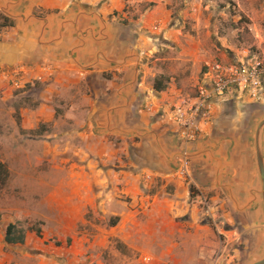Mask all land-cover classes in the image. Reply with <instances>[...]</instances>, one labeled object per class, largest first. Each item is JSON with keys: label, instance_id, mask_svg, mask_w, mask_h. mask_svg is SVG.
<instances>
[{"label": "crops", "instance_id": "0c3cea01", "mask_svg": "<svg viewBox=\"0 0 264 264\" xmlns=\"http://www.w3.org/2000/svg\"><path fill=\"white\" fill-rule=\"evenodd\" d=\"M137 1L0 0L10 21L0 30V65L29 68L19 82L0 79V98L8 100L0 104L20 113L19 123H9L13 131L0 116L1 143L15 137L21 147L42 146L52 174L64 176L38 207L9 202L0 190V264H147L148 253L158 256L148 264H162L189 247L200 252L220 223L222 252L238 242L241 253L254 248L246 264L264 258L251 128L252 115L254 123L264 119V104L232 91L214 100V119L200 138L183 142L160 111L190 103L211 60L192 40L175 55V36L186 34L172 24L170 0H153V10L135 20ZM233 1L245 12L242 0ZM261 149L264 158V127ZM184 156L190 182L174 177ZM18 213L43 223L23 225L24 242L7 243Z\"/></svg>", "mask_w": 264, "mask_h": 264}, {"label": "rangeland", "instance_id": "374dc122", "mask_svg": "<svg viewBox=\"0 0 264 264\" xmlns=\"http://www.w3.org/2000/svg\"><path fill=\"white\" fill-rule=\"evenodd\" d=\"M152 1L139 0L136 2L134 5L137 10L134 16L135 20L140 19L143 14L147 15L148 8L153 10V6L156 3ZM241 4L245 12L240 11L233 0H170L168 9L171 12L172 24L183 29L182 32L186 34L177 33L175 36L176 41L172 45L173 48H177L173 49L178 52L175 55L179 57L178 54L180 52L190 47V41L192 40L196 44L199 43L197 45L202 47L203 54L209 55L207 60H218L224 64L239 56L248 55L264 58L262 53L264 49V0H242ZM2 15L0 12V25L3 23ZM253 23L257 27H253ZM259 40L262 41L260 47ZM178 48L181 49L179 50ZM168 50H171V48ZM205 66L203 65L204 70L202 73L207 71ZM230 92L232 91H229L228 94ZM1 101L8 103V100L1 99ZM18 104H24V101ZM6 105L0 104V116H3V121L7 122L8 128L13 131L14 128H11L9 123L14 121L19 123L20 113H10L9 106L7 105V107ZM258 105L254 104L255 107ZM256 125L257 122L251 121V128L253 127L254 129ZM5 127L6 124L0 123V132H7ZM3 140L4 144L2 145L0 137V163H3L9 172L5 185L1 186L0 190L6 188L9 202L18 200L22 201L26 206L38 207V202L40 203L43 195H46L48 187H60L64 176L52 174L53 161L43 158L46 151L42 146H36V148L21 147L15 137H6ZM68 165L69 163L65 165L64 162L62 164V166ZM58 179L59 181L57 182L56 180ZM54 181H56V184H54ZM200 199V203H204ZM29 212L30 209L25 213ZM25 213H18L20 220L16 224L20 229H24L23 225H27L30 222L36 221L34 222V227H39L43 223L39 216L33 213L28 215ZM214 231L211 230L212 233L210 235L206 234L204 237L205 241H202L200 252L195 253L189 247L188 252L185 251V254L173 257L176 261L175 259L170 262L165 260L162 264L166 262L167 264H214L216 262L220 264H246L247 255L254 249L253 246L248 248V254L241 253L239 246L242 251L244 245H240L237 242L233 246L229 245L227 250L225 248L222 249V252L221 240L224 244H227V242H225V238L218 231H223L224 235L225 224L220 223ZM202 250L204 254H202ZM147 257H149L147 264L158 258V256L150 253H148ZM159 263L161 264L160 261ZM108 264L122 263L112 261Z\"/></svg>", "mask_w": 264, "mask_h": 264}, {"label": "built area", "instance_id": "2783aa9c", "mask_svg": "<svg viewBox=\"0 0 264 264\" xmlns=\"http://www.w3.org/2000/svg\"><path fill=\"white\" fill-rule=\"evenodd\" d=\"M157 28L156 25L154 29ZM248 57L250 56H239L224 64L218 60L209 62L192 101L187 104L174 105L167 111H160L168 123L176 126V134L183 142L190 144L200 138L203 126L214 119V100L225 97L229 91L245 94L251 101L264 104V58L248 59ZM42 68L47 73L52 72L48 64H43ZM28 77L29 68L25 65L14 67L0 65V79L19 82ZM146 109L152 111L153 106L147 105ZM179 162L174 177L183 182H190L192 178L191 160L184 156L179 159ZM201 199L207 202L204 196ZM145 260L148 261L149 257Z\"/></svg>", "mask_w": 264, "mask_h": 264}, {"label": "trees", "instance_id": "16d2710c", "mask_svg": "<svg viewBox=\"0 0 264 264\" xmlns=\"http://www.w3.org/2000/svg\"><path fill=\"white\" fill-rule=\"evenodd\" d=\"M2 20L3 23L0 25V29L10 24L8 17L4 15H2ZM158 83L159 81L157 80L155 88L157 90L159 89L161 90L162 87L159 86ZM8 172L9 171L7 167L3 163H0V187L5 185L6 178L8 177ZM24 237H25L24 230L20 229L16 223H10L7 226L6 237H5L7 243H11V244L23 243Z\"/></svg>", "mask_w": 264, "mask_h": 264}, {"label": "water", "instance_id": "95a60500", "mask_svg": "<svg viewBox=\"0 0 264 264\" xmlns=\"http://www.w3.org/2000/svg\"><path fill=\"white\" fill-rule=\"evenodd\" d=\"M263 127H264V119H262L258 123L255 129V151H256V158H257L259 174H260L261 182H262V195H263V204H264V158H263L262 149H261V132H262ZM251 264H264V258L254 263H251Z\"/></svg>", "mask_w": 264, "mask_h": 264}, {"label": "flooded vegetation", "instance_id": "af4514ba", "mask_svg": "<svg viewBox=\"0 0 264 264\" xmlns=\"http://www.w3.org/2000/svg\"><path fill=\"white\" fill-rule=\"evenodd\" d=\"M251 103H259V102H254V101H251ZM261 103V102H260ZM261 104H263V103H261ZM250 113V112H249ZM262 114V113H261ZM260 114V115H261ZM252 118H254V119H252V121H254L255 122V120H257V118H255V117H253V115H252ZM257 125H258V123H257ZM257 125H256V127H257Z\"/></svg>", "mask_w": 264, "mask_h": 264}]
</instances>
